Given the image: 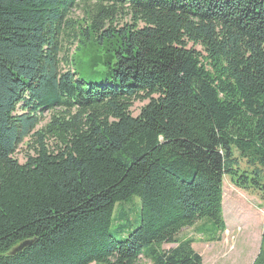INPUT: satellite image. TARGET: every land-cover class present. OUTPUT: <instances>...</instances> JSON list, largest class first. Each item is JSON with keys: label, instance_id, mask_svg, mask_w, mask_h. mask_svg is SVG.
<instances>
[{"label": "trees", "instance_id": "16d2710c", "mask_svg": "<svg viewBox=\"0 0 264 264\" xmlns=\"http://www.w3.org/2000/svg\"><path fill=\"white\" fill-rule=\"evenodd\" d=\"M263 170L264 0H0V264H204Z\"/></svg>", "mask_w": 264, "mask_h": 264}, {"label": "rangeland", "instance_id": "374dc122", "mask_svg": "<svg viewBox=\"0 0 264 264\" xmlns=\"http://www.w3.org/2000/svg\"><path fill=\"white\" fill-rule=\"evenodd\" d=\"M71 18L80 21L84 18V12L78 8L73 11ZM72 51L75 53V48ZM144 105L145 103L140 101L134 103L132 112L135 116L140 113ZM45 117L48 119L49 116L45 115ZM28 154L29 148L27 143H24L18 148L15 159L24 164ZM241 168L247 170L245 161L241 160ZM223 193V210L225 211L223 214L227 231L221 236V241H209V235L204 232L200 235L196 230L200 224L184 230L179 238L194 239L193 249L201 255L204 264H254L260 253L264 235V195L253 189L238 188L229 176L223 179ZM137 204V200H134L128 207L125 205L118 207L119 213H125L129 219L120 223L113 222L110 232L116 239L125 240L128 232L138 226L141 205L137 206ZM173 247L175 245H165L164 249ZM262 260L264 261V255ZM139 264H150V262L141 259Z\"/></svg>", "mask_w": 264, "mask_h": 264}, {"label": "bare ground", "instance_id": "6f19581e", "mask_svg": "<svg viewBox=\"0 0 264 264\" xmlns=\"http://www.w3.org/2000/svg\"><path fill=\"white\" fill-rule=\"evenodd\" d=\"M225 212V211H224Z\"/></svg>", "mask_w": 264, "mask_h": 264}]
</instances>
